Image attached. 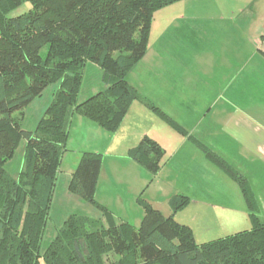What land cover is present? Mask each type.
I'll return each mask as SVG.
<instances>
[{"label":"trees","instance_id":"16d2710c","mask_svg":"<svg viewBox=\"0 0 264 264\" xmlns=\"http://www.w3.org/2000/svg\"><path fill=\"white\" fill-rule=\"evenodd\" d=\"M23 1L0 0V264H264V218L248 183L206 147V156L240 185L250 209V228L197 243L191 228L174 219L187 203L182 195L169 200L173 213L168 216L138 199L143 208L138 226L117 221L97 203L106 217L70 214L40 251L72 113L115 132L132 102L139 100L182 132L127 81L145 53L152 13L180 0H29L28 12L8 16ZM87 63L101 68L103 87L78 102ZM55 82L59 86L36 127L22 129L14 113ZM17 137L30 152L14 178L5 163ZM128 155L151 174L160 169L162 150L150 137L141 138ZM101 162L100 153L81 152L69 189L94 201Z\"/></svg>","mask_w":264,"mask_h":264},{"label":"rangeland","instance_id":"374dc122","mask_svg":"<svg viewBox=\"0 0 264 264\" xmlns=\"http://www.w3.org/2000/svg\"><path fill=\"white\" fill-rule=\"evenodd\" d=\"M189 2L172 3L154 11L151 15L145 53L127 75L128 82L147 102L151 97L152 99H161V34L164 35L165 33V36L168 34L167 37H169L176 28L179 31V29L183 30L190 26L194 27L197 23L194 21L195 18L191 17L192 11ZM30 9L29 0H24L21 5L13 8L8 16L15 17L28 12ZM185 43L188 44V42ZM45 52L46 46H43L41 54L44 55ZM201 64L202 60L198 63L193 61L192 64L188 63L186 68L189 71V68L193 67L195 71H198ZM169 68L170 75L178 78L179 88H181L185 81L179 72L182 67L179 66V62H170ZM101 74L102 70L99 66L94 63L86 64L78 90V102L84 101L102 89ZM58 86V82L49 84L41 95L34 98L22 112L14 113V116L19 118L22 129L33 130L36 127L37 122L51 103L53 93ZM170 96L171 99L172 97L181 99L180 96L183 94L175 91ZM197 97L201 100H195L203 105L202 96L197 94ZM178 102L181 103L182 100H178ZM184 105L187 106L188 102H184ZM146 106L148 105L144 102H134L131 109L128 110L129 112L127 111L126 118H123V127L117 132L104 130L83 115L77 112L72 113L69 120V135L65 151L55 173L49 218L40 243L41 252L46 249L55 236L56 229L61 227L70 214L85 215L92 218H103V215L106 217L104 211L96 205L98 203L111 211L115 215L114 218L119 215L125 220L130 219L129 221L133 223V221H137L135 220V215L137 216L135 214L136 206L133 203L134 199L137 198L144 202L150 200L151 205L160 210L163 215L168 216L173 213L169 200L172 195H177V191L180 192L178 195L187 198V203L178 210L177 214L174 213V219L190 226L197 236L195 238L198 243L243 230L214 229L207 225L211 223V220L206 223L194 220L193 217L200 215V211H204L206 208L212 209V204L215 209L219 210L223 198L216 196L215 192L221 193L222 190L233 187L241 193L240 185L226 172L223 173V177L222 174L218 177L216 170L221 168L206 156V149H192L188 146L190 143L183 145L177 143L175 140L177 134L171 132V129H167L166 125L162 123L163 121ZM190 109L195 114L201 110L196 102H190ZM133 117L138 119L133 120ZM154 122L155 124H153ZM141 133H148L150 137L159 140V146L162 150L161 165L155 174L144 170L134 161L126 163L127 151L138 144L137 138ZM179 134L187 136L186 133ZM180 135H177L179 140L182 139ZM187 142L189 141L187 140ZM84 151L101 154L102 162L97 179V189H95L93 196L94 201L85 200L69 189L71 171L75 168L78 156ZM28 152L30 149L25 140L22 137H17L12 157L5 163V169L9 175L17 178ZM122 152L125 153V157L121 154ZM231 155L234 157V153ZM210 166L218 169H213L214 171L211 173L206 170ZM211 174H214L212 175L214 179L210 176ZM202 215L205 216L206 214L203 212ZM135 224L138 226L140 222H135Z\"/></svg>","mask_w":264,"mask_h":264},{"label":"crops","instance_id":"0c3cea01","mask_svg":"<svg viewBox=\"0 0 264 264\" xmlns=\"http://www.w3.org/2000/svg\"><path fill=\"white\" fill-rule=\"evenodd\" d=\"M181 1H190L191 17L197 23L194 27L179 31L176 28L169 37L168 34H161V99L151 97L150 101L147 100L157 107L161 106V110L180 125L182 132L165 123L146 107L171 132L177 135L187 134L180 135L181 140L176 135L177 143H190L188 146L192 149L209 148L244 176L257 203L258 214L264 218V0H180L175 4ZM200 60V70L195 71L190 67L188 71V63H198ZM170 62H179L182 67L179 72L185 81L181 88L178 78L170 75ZM166 67L168 68L163 71ZM175 91L183 94L181 99H171L170 94ZM197 94L202 96L203 105L195 100H201ZM136 101L140 103L135 100L132 104ZM184 102H188V105H184ZM190 102H196L201 108L200 112L195 114L190 109ZM126 116L125 114L124 119ZM124 119L115 132L123 127ZM137 119L133 117V120ZM144 136L150 137L148 133H141L138 141ZM150 138L160 144L159 140ZM128 151L126 157L124 152L121 153L126 163L133 161L129 159ZM212 167L206 170L213 173V169H218ZM216 171L218 177L221 174L223 177V170ZM212 175L214 174L210 175L214 179ZM215 194L223 198L219 210L212 204V209L206 208L200 211V215L194 216L195 221L206 223L211 220L208 227L219 230L250 228V209L243 194L233 187ZM174 196L175 194L172 195ZM133 203L136 206L137 221L132 223L130 219L125 220L119 215L115 219L128 221L133 225H136L135 222L139 223L143 208L137 198ZM147 203L152 204L150 200ZM203 212L205 216L202 215ZM193 235L197 238L194 232Z\"/></svg>","mask_w":264,"mask_h":264}]
</instances>
